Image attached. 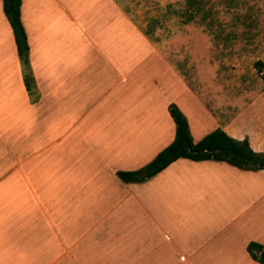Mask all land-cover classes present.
Masks as SVG:
<instances>
[{"label":"crops","instance_id":"obj_1","mask_svg":"<svg viewBox=\"0 0 264 264\" xmlns=\"http://www.w3.org/2000/svg\"><path fill=\"white\" fill-rule=\"evenodd\" d=\"M122 4L121 0H22L35 90L31 96L0 0V50L5 39L9 42L4 62L0 61L3 98L19 111V126L27 117L28 123L43 127L30 139L43 143L37 154L27 157L20 135L14 148H6L0 137V143L5 142L0 146V264H260L247 246L264 245V169L181 158L143 183H126L117 172L141 168L173 141L175 122L168 109L172 103L186 115L194 141L222 128L234 138H248L252 149L264 154V81L258 75V82H263L259 90L245 97L230 117H217L213 112L220 104L218 52L207 36L144 31ZM196 36L206 39L210 55L202 58L205 62L195 57ZM201 67L210 74V83L217 84V95L209 94L208 100L199 78ZM231 82L235 84V78ZM62 99H81L87 119L102 126L103 134H79L63 141L54 130L49 140L55 141V148L48 149L44 128L52 129L47 120ZM75 126L76 122L71 131ZM4 149L8 155L17 151L18 159L3 156ZM50 163L58 168L53 184L43 182L41 174L37 192L30 191L25 168ZM209 175L230 179L229 183L247 177L258 189L254 198L245 199L217 223L215 243L197 241L195 233L196 245L186 251L173 239L183 241L186 226L171 211L182 210L187 197L197 207L202 178ZM246 194L245 190L244 198ZM154 196L169 211L164 221H157L158 214L150 208L156 203ZM97 212L104 214L95 224ZM154 225L162 227L155 231ZM154 231L169 253L159 260L151 254Z\"/></svg>","mask_w":264,"mask_h":264},{"label":"rangeland","instance_id":"obj_2","mask_svg":"<svg viewBox=\"0 0 264 264\" xmlns=\"http://www.w3.org/2000/svg\"><path fill=\"white\" fill-rule=\"evenodd\" d=\"M125 12L134 15L137 18L139 26L144 31L155 32L158 31L163 35L164 32H202L208 38V43L218 52L216 58L219 63V109L214 111L217 117H230L235 110L243 106L242 101L251 93L259 90L263 82H258L259 75L254 64L256 61L264 60V0H121ZM195 45H198V53L195 55L197 59H202L209 54L204 47L206 39L203 37H194L192 39ZM191 41V42H192ZM9 42L5 39L3 50H0V61L7 53V44ZM202 51V52H201ZM205 62V59H202ZM1 62H4L3 60ZM0 64V69H1ZM203 66H206L203 64ZM200 80L203 83V96L208 100L211 94L217 95V84L210 83V74H207V69L201 67ZM234 71V72H233ZM234 73V74H233ZM4 75H0V83L4 84ZM235 78V84L231 81ZM212 81V80H211ZM211 86V87H210ZM0 85V137L6 140V148L11 145L18 144V135L21 136L20 146L23 148V153L26 157L35 153V150L40 143L31 142L33 136L41 133L43 127L38 129L33 125L35 121L28 123L27 117L19 126L20 117L17 108L12 109L11 105L3 98L5 91ZM209 89V90H208ZM209 93H208V91ZM30 94V93H29ZM31 96L34 94H30ZM6 101V102H5ZM83 102L81 99H62L54 104L52 119L47 121L52 129H47L45 125L44 144H48V149H54V142L49 140L52 132L59 136L63 141L70 136L79 134H103L102 126L94 125V121L87 119V113H84ZM19 115V116H18ZM83 119V120H81ZM46 121V120H45ZM46 121V123H47ZM76 122L75 129L74 124ZM87 124V126H86ZM19 126V127H18ZM198 132V131H196ZM13 134V135H12ZM23 136H22V135ZM50 134V135H49ZM196 137L199 135L196 134ZM5 142H1L4 145ZM3 147V146H2ZM62 147V146H61ZM4 149L3 156L18 159V152L12 150L8 155ZM26 151V152H25ZM64 152L63 149H60ZM46 152V151H45ZM45 152L43 153L45 156ZM65 153V152H64ZM2 154V153H1ZM7 154V155H6ZM41 157H36L37 161ZM62 165V164H61ZM55 166V168H54ZM54 168V171L48 172ZM58 168L53 163L48 165H30L27 166L23 175H29L27 182L30 185V191L37 192L39 184L45 182L48 185L55 181L53 176ZM45 180H42V175ZM40 177V178H39ZM209 175L202 178L203 189L200 192L199 202L197 207H193L190 202L192 198L186 196V191L182 187L183 197H187L186 206H181L183 209H172L173 216H176L180 224L184 227L182 232L183 241L178 238H173L176 245L186 251L192 250L196 245L195 233L197 241L204 240L205 242H216L219 235H215V231L219 225L223 223L227 212H233L246 200L254 198V194L258 189V185L252 183L249 185V179L241 178L239 183L233 179L234 183H229L228 179ZM40 180H42L40 182ZM32 181V184H30ZM40 182V183H39ZM39 183V184H38ZM241 185L237 188L235 185ZM194 189L193 186H187ZM187 189V188H186ZM245 190L247 194L245 195ZM169 193V188L166 189ZM251 192V194L249 193ZM155 204L150 208L155 210L156 220L167 219L165 214L169 211L165 210V206L158 202V197L154 196ZM178 206L177 204L172 207ZM193 207V208H192ZM99 212V211H98ZM97 212L95 217V224H98V219L103 216ZM180 214V215H179ZM100 215V216H99ZM132 219V217H129ZM159 225H154L155 231L158 230ZM167 230V229H166ZM154 231L152 240L151 254L156 260L164 258L167 254V247L162 248L159 238L155 236ZM163 236V231H160ZM194 238V239H193ZM188 242V244H182ZM173 249L177 251V247L173 245ZM177 264V263H175ZM187 264V263H186Z\"/></svg>","mask_w":264,"mask_h":264},{"label":"trees","instance_id":"obj_3","mask_svg":"<svg viewBox=\"0 0 264 264\" xmlns=\"http://www.w3.org/2000/svg\"><path fill=\"white\" fill-rule=\"evenodd\" d=\"M4 14L12 28L17 52L23 66L26 88L30 94L35 90L29 67V43L27 32L21 17L22 0H2ZM264 81V62L254 64ZM169 113L175 122L173 141L163 148L149 163L136 170H119L118 177L126 183H143L168 167L172 162L184 158L192 161L226 162L234 167L246 170L264 169V154L252 149L248 138L237 139L222 128H216L198 141H194L188 119L174 103ZM247 250L251 257L264 264V245L250 242Z\"/></svg>","mask_w":264,"mask_h":264}]
</instances>
